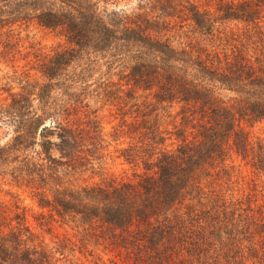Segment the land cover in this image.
<instances>
[{
    "label": "trees",
    "instance_id": "16d2710c",
    "mask_svg": "<svg viewBox=\"0 0 264 264\" xmlns=\"http://www.w3.org/2000/svg\"><path fill=\"white\" fill-rule=\"evenodd\" d=\"M111 2L0 0V64L11 67L0 69V128L9 131L0 184L28 189L38 226L75 228L45 242L12 194L0 201V264H264V144L243 126L264 121V0H217L214 11L162 0L167 14L153 18L98 11ZM173 13L192 22L199 40L220 43L175 45L165 36ZM227 20L243 26L228 30ZM29 22L60 29L69 46L19 67L28 56L17 28ZM122 42L137 48L126 82L90 89L83 78L91 68L77 69L81 53L117 51ZM135 88L149 90L138 115L106 131L91 92L121 109ZM175 105L166 128L165 110ZM120 139L115 151L134 167L131 177L76 181L101 168ZM92 242L112 256L103 259Z\"/></svg>",
    "mask_w": 264,
    "mask_h": 264
},
{
    "label": "rangeland",
    "instance_id": "374dc122",
    "mask_svg": "<svg viewBox=\"0 0 264 264\" xmlns=\"http://www.w3.org/2000/svg\"><path fill=\"white\" fill-rule=\"evenodd\" d=\"M151 1L157 4L154 5L153 8L148 7ZM193 1L203 8L207 7V5L211 6L209 8L211 11H214L215 4L217 3V0ZM105 4L106 3H100L99 5L98 11L100 10L101 14H112L113 11H116L120 14L121 18H123L125 15L132 16L139 12H145L147 16H152L151 18H153V15H156L157 13H163L161 6H164L162 5V0H117V2H111L106 5ZM169 11L172 12L173 10L170 9ZM163 14L165 15L167 13ZM178 16L181 15L179 13H173V17L167 16V18L173 21L174 27L165 34V36L173 38V42L175 43V45H179L176 43L180 41V46H183L187 44V42H190L192 40L193 43L195 42L202 47L213 49L214 45H218L220 43L218 39L214 41L206 40L204 38L203 40H199L197 37V33H193L192 22L187 20L184 15H182V18ZM224 26H226L228 30L238 32V27L243 26V24H240L235 20H227L224 23ZM17 33L19 34V43L22 47V52L24 55L28 56L26 58L19 56V58L17 59L18 61H16V64H18L19 67H23V65L26 64L29 59L33 61V56L39 54L40 52L51 53L52 50L56 48L69 46L68 42L66 41V37L62 34L63 32L60 29L47 28L38 25L35 22H29L28 24H24L20 28H17ZM195 38H197L199 41L197 42ZM122 43L124 46L121 48L119 47L117 51H114L112 49L111 51L103 54L90 51L81 53V60L76 61V63L79 62V66L77 67V69L82 66H88L91 68L88 76L83 78L86 82L92 84L90 89L95 87L96 84H101L102 87H99L100 91L103 87H105L107 90H111L113 89L111 84L124 83L125 79L122 80L121 76L128 72L130 65L133 63L132 58L130 59V55H132L133 53L135 54L137 48L135 46H129L124 42ZM73 65L74 63L71 64V66ZM25 68H29V65ZM0 69L2 70L1 73L6 71L11 72V67L6 63H1ZM31 73H36L35 76H39V73L35 70H31ZM128 87H130V85H123L124 90H127ZM148 92L149 90L144 91L141 88H135L133 92H130L132 95H134V98H128L125 101V107L122 106L121 109L120 107L121 105H124V103L118 105L115 104L114 101H112V103L106 102L104 99L94 96L93 93H96L95 91L91 92L92 95L90 96L89 101L92 107L98 109L97 113L102 121L103 126L105 127V130L110 131L112 130V126H118L123 122V120L131 122L133 121V119H135L134 115H138L139 112V106L137 102H142L145 99L144 96ZM178 110L179 107L176 105L173 106V108L168 109L167 111L165 110L166 116L165 119L161 122L162 126L171 128V124L173 120H175L174 118H176L174 116L176 115ZM158 111L160 114L164 115V111ZM169 114H171L172 116L167 117ZM243 126L251 136L260 138L264 144V121H255L252 123L245 122L243 123ZM7 132L3 131V129L0 128V145L4 144L7 141L9 137V131ZM52 138L54 139V137ZM119 142H122V139H120L119 141L111 142L108 149L109 153L103 161L101 168H95L94 170H88L87 172L80 174L76 181L80 183L85 181H97L105 176L111 175L119 177H131L134 167H132L131 164L126 163L123 158L118 157V152L115 151L116 147H118ZM121 146L123 145H120L119 147ZM53 153L54 155H57V151L53 150ZM238 161L239 159L237 158V162ZM12 194H18L20 204L24 205L27 209L26 216L28 223L30 224L32 230L36 232L38 236L45 242H49L56 236H60L64 233L72 235V233L75 231V228H72V223L59 224L58 222H52L44 224L42 226H38L35 220V215L39 211H41V209L37 206L35 200L28 192V189H25L24 187H15L9 184H0V201L3 200L5 202H11ZM89 247L92 248L95 252L101 254L103 256V259H105L106 261L109 257L112 256V253L103 249L102 244L97 245L96 243L92 242L90 243ZM118 263L121 262L118 260ZM86 264L91 263L87 262Z\"/></svg>",
    "mask_w": 264,
    "mask_h": 264
}]
</instances>
